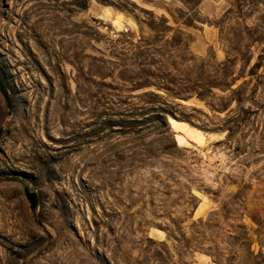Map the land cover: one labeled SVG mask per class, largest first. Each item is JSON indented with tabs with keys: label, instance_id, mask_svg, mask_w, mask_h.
Here are the masks:
<instances>
[{
	"label": "rangeland",
	"instance_id": "rangeland-1",
	"mask_svg": "<svg viewBox=\"0 0 264 264\" xmlns=\"http://www.w3.org/2000/svg\"><path fill=\"white\" fill-rule=\"evenodd\" d=\"M262 54L264 0H0V264H246ZM162 110L234 133L171 137Z\"/></svg>",
	"mask_w": 264,
	"mask_h": 264
},
{
	"label": "trees",
	"instance_id": "trees-1",
	"mask_svg": "<svg viewBox=\"0 0 264 264\" xmlns=\"http://www.w3.org/2000/svg\"><path fill=\"white\" fill-rule=\"evenodd\" d=\"M227 63H230L231 61H229V57L227 56V60H226ZM260 68H263V71L262 73L260 74L258 71ZM259 73V74H258ZM234 75V74H233ZM249 75L252 77V78H257L258 80H262L264 78V56L263 54L262 55H259L258 58H257V62L252 66V68L250 69L249 71ZM240 78V76H239ZM237 79H232L230 81V84L228 83H224V84H217L215 87L220 90V91H225V90H229L230 92H234V90L231 89V84L235 83ZM258 80H256V83L258 84ZM150 87V86H148ZM141 87H138L137 89H140ZM143 88V87H142ZM157 88V87H156ZM163 90L166 91L167 94L171 95V97H173L174 99H179V100H188L189 98L187 97H184L182 96L181 94H177L175 93L173 90H171L170 88H161ZM149 95H152V96H157V95H154L153 93H150ZM200 100H202V98H200ZM203 101V100H202ZM235 102L237 103V106L240 105L241 101L240 100H235ZM179 105V104H178ZM211 108L216 111V112H220L219 110L217 109H220L218 108V106H214V105H210ZM240 110H242L243 112H247L246 109L244 108H241L240 107ZM225 111V110H224ZM181 117H178V115H176V113L174 111H161L159 114H156V119L159 123V125L164 128L166 130L167 133L170 134V136L172 137L173 136V132L172 129L170 128L169 126V123H168V119H174L178 122H183L187 125H189V128H193L192 130H196V131H199L201 133H207V132H212V133H222V132H227V135L228 136H231L233 133H234V127L232 126H229V124L231 123H234L235 122V118H234V121H226L225 123H222L221 124V127H216V128H213V129H210V128H207V127H198L194 124L193 122V115L191 113L189 114H183V113H180ZM238 118V117H236ZM190 128V129H191ZM222 143V142H221ZM25 195L27 197V199L29 200L30 204H31V207L32 208H35L37 203H38V198H37V195L36 193L31 190L30 188H28L27 185H25ZM240 204L237 205L238 207H242V205L244 204V201L243 200H239ZM229 206H231L229 204ZM228 207V205H227ZM263 208H264V205H263ZM231 210L232 211H235V209H232V206H231ZM228 210H226L223 206L221 207V212L222 213H226ZM229 215H231V213H229ZM235 215V214H234ZM249 219L257 226V229L255 231V236H256V243L257 245L259 246V251L257 254H255V252L252 250V245H253V240L250 238L249 236V232L246 228V226H244L243 224H238L235 226L236 228V231L233 232V236H232V240H234V247H241L244 249V251L246 252V257H247V263L248 264H264V258L262 257V249H264V218H260L258 216H248ZM242 220V217L240 219L237 220V222L241 221ZM212 258L216 261H218V258L215 256V255H211ZM259 256H261L262 258H260ZM258 257L260 258L261 260V263H257L256 260L258 259ZM246 263V264H247ZM226 264H236L235 261L233 262H226ZM245 264V263H244Z\"/></svg>",
	"mask_w": 264,
	"mask_h": 264
},
{
	"label": "bare ground",
	"instance_id": "bare-ground-1",
	"mask_svg": "<svg viewBox=\"0 0 264 264\" xmlns=\"http://www.w3.org/2000/svg\"><path fill=\"white\" fill-rule=\"evenodd\" d=\"M168 123H169V126H170V128L173 130V131H175V132H178L179 134H181V133H185V134H187L189 137H190V139L192 140V141H202L203 140V138H204V136H203V134H201L199 131H194V130H191L188 126H187V124H185V123H183V122H178V121H176V120H174V119H169L168 120ZM177 133V134H178ZM177 138H179V140H181L182 139V137L180 136V135H178V136H176ZM183 140V139H182ZM184 141V140H183ZM179 143V142H178Z\"/></svg>",
	"mask_w": 264,
	"mask_h": 264
},
{
	"label": "crops",
	"instance_id": "crops-1",
	"mask_svg": "<svg viewBox=\"0 0 264 264\" xmlns=\"http://www.w3.org/2000/svg\"><path fill=\"white\" fill-rule=\"evenodd\" d=\"M188 126V125H187ZM175 132V131H174ZM176 133H178V132H176Z\"/></svg>",
	"mask_w": 264,
	"mask_h": 264
}]
</instances>
